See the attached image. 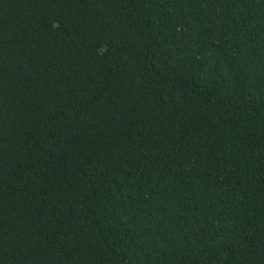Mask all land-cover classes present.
I'll use <instances>...</instances> for the list:
<instances>
[{
	"label": "trees",
	"instance_id": "1",
	"mask_svg": "<svg viewBox=\"0 0 264 264\" xmlns=\"http://www.w3.org/2000/svg\"><path fill=\"white\" fill-rule=\"evenodd\" d=\"M0 264H264V0H0Z\"/></svg>",
	"mask_w": 264,
	"mask_h": 264
}]
</instances>
